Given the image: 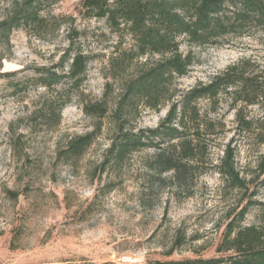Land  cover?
Returning <instances> with one entry per match:
<instances>
[{"label":"rangeland","instance_id":"rangeland-1","mask_svg":"<svg viewBox=\"0 0 264 264\" xmlns=\"http://www.w3.org/2000/svg\"><path fill=\"white\" fill-rule=\"evenodd\" d=\"M15 1L21 0H0V21ZM83 1L62 0L47 7L41 13L42 28L15 30L9 48L0 41V264H148L213 257L227 223L250 200L216 167L231 142L236 169L249 182L248 196L259 189L255 167L264 155V112L258 106L245 109L254 123L244 132L236 126L231 97L216 110L202 102V112L220 122L219 130L210 143L209 162L194 171L195 180L182 191L170 173L153 175L147 161L154 150L137 153L121 170L99 176L114 129L109 118L81 158H59L69 141L95 129L96 119L84 107L105 96L112 105L119 97L110 60L132 45L103 21L86 18ZM71 42L91 59L85 80L78 89L63 80L56 91H45L37 71L59 65ZM181 51H192L196 59L189 74L177 80L183 92L242 59L264 67V31L214 47L182 42ZM138 65L126 73L134 74ZM107 83L113 88L105 95ZM60 94H68L69 100L58 119ZM165 113L145 111L129 129H154ZM252 199L264 203V189ZM258 215L252 209L244 225L257 224ZM14 229L20 234L16 239ZM179 234L185 244L172 253Z\"/></svg>","mask_w":264,"mask_h":264},{"label":"trees","instance_id":"trees-1","mask_svg":"<svg viewBox=\"0 0 264 264\" xmlns=\"http://www.w3.org/2000/svg\"><path fill=\"white\" fill-rule=\"evenodd\" d=\"M60 1L13 2L7 17L0 21V41L9 48L15 30L42 28V11ZM82 9L86 18L103 21L121 39L130 38L132 45L129 51L110 60L113 82L120 88L119 97L112 105L105 96L84 107L85 113L96 119L95 129L69 141L59 158H81L102 134L104 120L109 118L114 129L97 171L99 176L121 170L137 153L154 150L147 161L153 175L159 178L170 173L172 182L182 191L195 180L194 171L209 162L210 143L219 130L220 122L211 121L202 112V102L207 101L216 110L224 98L231 97L236 126L244 132L251 130L254 123L246 118L244 110L258 106L264 112V67L251 59H242L208 83H198L188 91L180 92L176 86L196 61L192 51H181L182 42L190 47H214L264 31V0H84ZM74 36L79 38L80 34ZM74 45L69 43L59 65L37 71L38 84L45 91H56L63 80L71 81L78 89L85 80L91 59ZM143 60L145 63L140 64ZM134 64H139L138 70L128 75L126 72ZM106 87L105 95L112 91L113 83ZM67 95L59 96L62 103L58 119L69 100ZM164 109L165 116L156 128L129 129L143 112L160 113ZM261 136L264 144V133ZM216 168L232 188L243 191L250 200L227 223L215 255L148 264H264V203L252 199L264 189V155L255 167L259 189H253L249 196V182L236 169L231 142L224 147ZM252 209L259 212L258 223L246 226L244 221ZM13 232L14 239L18 238L19 230ZM14 239L11 249L15 250ZM184 244L185 239L179 234L171 252Z\"/></svg>","mask_w":264,"mask_h":264}]
</instances>
